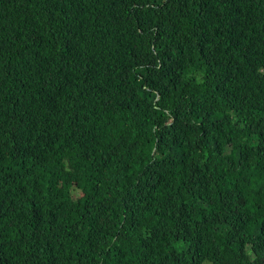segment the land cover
I'll return each instance as SVG.
<instances>
[{"label":"trees","instance_id":"1","mask_svg":"<svg viewBox=\"0 0 264 264\" xmlns=\"http://www.w3.org/2000/svg\"><path fill=\"white\" fill-rule=\"evenodd\" d=\"M264 264V0H0V264Z\"/></svg>","mask_w":264,"mask_h":264},{"label":"rangeland","instance_id":"2","mask_svg":"<svg viewBox=\"0 0 264 264\" xmlns=\"http://www.w3.org/2000/svg\"><path fill=\"white\" fill-rule=\"evenodd\" d=\"M207 263H209L208 261H206V262H204L203 264H207Z\"/></svg>","mask_w":264,"mask_h":264}]
</instances>
